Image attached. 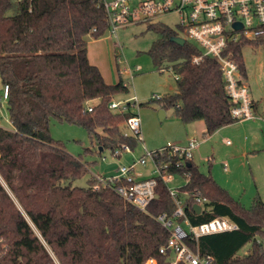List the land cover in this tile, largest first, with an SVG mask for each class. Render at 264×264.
I'll use <instances>...</instances> for the list:
<instances>
[{"label": "trees", "instance_id": "trees-1", "mask_svg": "<svg viewBox=\"0 0 264 264\" xmlns=\"http://www.w3.org/2000/svg\"><path fill=\"white\" fill-rule=\"evenodd\" d=\"M150 26L157 39L148 54L156 70L173 71L177 85L175 93L151 102L162 110L174 109L185 124L203 121L205 136L237 123L218 63L210 57L193 63L201 54L197 46L173 42L177 32L163 24ZM107 29L103 0H0V81L9 86L12 124V130L0 127V176L7 186L0 183V264L173 260L171 251L160 252L169 233L154 219L175 210L166 187L159 183L146 214L94 178L86 187L78 186L76 182L89 173L87 163L50 133L52 120L81 126L95 138L100 155L123 146L134 151L140 145L124 135L130 113L109 109L128 87L122 81L108 84L88 57V38L99 39ZM246 45L264 49V37L232 46L243 77ZM185 169L191 173L185 189L209 200L199 213L188 201L192 225L227 218L238 226L235 231L189 239V246L212 255L215 264H264L263 200L256 197L247 210L193 161ZM248 244L251 249L240 254Z\"/></svg>", "mask_w": 264, "mask_h": 264}, {"label": "rangeland", "instance_id": "rangeland-1", "mask_svg": "<svg viewBox=\"0 0 264 264\" xmlns=\"http://www.w3.org/2000/svg\"><path fill=\"white\" fill-rule=\"evenodd\" d=\"M157 24H163L177 32L178 36L185 37L179 28V17L174 14L163 16L154 24H134L121 28L118 38L111 36L109 31L99 39L88 38L89 60L100 69L105 81L112 85L122 81L129 89L115 100L137 98L139 107L135 112L141 120L142 142L133 152H122L120 157L109 150H104L100 155L95 138L90 137L85 128L52 120V138L60 141L70 154L81 158L89 167V173L78 180L76 185L86 187L94 177H116L119 168L131 164L133 159L145 158L147 166H141L140 171L146 177L151 176L154 162L149 156L143 157L147 152L158 151L169 144L184 146L187 136L195 133L200 148L194 153V163L199 170L210 175L227 190L232 199L239 201L247 210L258 196L264 202V49H254L250 45L242 49L246 69L244 79L257 105V118L239 121L219 129L212 136H205L203 130L206 126L203 121L195 122L190 128L176 116L174 109L164 110L165 117L161 119L162 109L157 102H151L154 97L161 98L177 91L173 71L156 70L148 54L157 39L150 25ZM0 127L12 130L7 102H0ZM123 131L128 133L127 129ZM178 183L182 185L183 181L178 179L171 186L175 187ZM13 200L19 206L17 200ZM250 249L251 244H248L240 254Z\"/></svg>", "mask_w": 264, "mask_h": 264}, {"label": "built area", "instance_id": "built-area-1", "mask_svg": "<svg viewBox=\"0 0 264 264\" xmlns=\"http://www.w3.org/2000/svg\"><path fill=\"white\" fill-rule=\"evenodd\" d=\"M103 6L108 23L107 31L116 38L121 28L134 24H154L163 16L177 15L179 28L185 34L182 38L201 51V54L193 58V63L198 64L205 57H210L218 63L226 93L232 102L231 117L238 122L257 118L255 103L250 96L240 64L234 58L232 46L242 41H256L264 37V0H103ZM236 24L240 27H235ZM138 70L139 68L136 69ZM8 97L9 86L4 85L0 89V102H7ZM94 105H89V112L93 111ZM138 107L137 98L127 101L113 99L109 104L113 113H130L125 123L128 133L124 132V135L142 142L141 120L135 112ZM199 145L197 139L190 138L184 146L169 144L158 151L147 152L143 157L149 156L154 162L153 172L148 177L140 171L141 166H147L145 158L133 159L131 164L120 167L116 177H94L103 186L112 187L127 204L146 214H149L148 206L157 198L159 183L166 187L175 204V210L171 215L163 213L154 219L169 233L167 245L161 247L160 252L171 251V264H215L212 255H202L194 251L188 240L197 241L204 235L238 229V226L227 218H216L193 226L188 217V201H191L194 207L200 206L201 210L209 202L208 198L200 193L192 195L185 189L191 178V173L185 168L194 161V153ZM122 152L133 151L128 146H123L113 155L120 157ZM178 179L183 181V184L178 183L172 187L171 184ZM0 183L7 189L1 176Z\"/></svg>", "mask_w": 264, "mask_h": 264}, {"label": "water", "instance_id": "water-1", "mask_svg": "<svg viewBox=\"0 0 264 264\" xmlns=\"http://www.w3.org/2000/svg\"><path fill=\"white\" fill-rule=\"evenodd\" d=\"M235 27L238 28V27H240V25L239 24H236ZM172 41L175 42V43H177L178 45H185V43H186V40L184 38H182V37H173L172 38ZM160 116H161V119H163L165 117V111L164 110H161ZM102 151H103V149L100 148V152H102ZM194 209H195V211L197 213H199L201 211V207L198 206V205H196L194 207Z\"/></svg>", "mask_w": 264, "mask_h": 264}, {"label": "crops", "instance_id": "crops-1", "mask_svg": "<svg viewBox=\"0 0 264 264\" xmlns=\"http://www.w3.org/2000/svg\"><path fill=\"white\" fill-rule=\"evenodd\" d=\"M256 104H255V108H256ZM259 108H257V110H258ZM198 122V121H197ZM194 124H195V122L194 123H191V124H186L187 126H189L190 128L191 127H193L194 126ZM206 126V125H205ZM205 132H206V129L205 130H203V134L205 135ZM196 137H197V135L195 134V133H193V134H189L188 136H187V139H186V143H187V141H188V139H190V138H195L196 139ZM200 143V142H199ZM199 148H200V145H199ZM194 162V161H193ZM154 264H156V262H153Z\"/></svg>", "mask_w": 264, "mask_h": 264}]
</instances>
